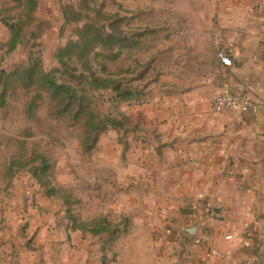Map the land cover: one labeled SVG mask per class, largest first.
Instances as JSON below:
<instances>
[{"label": "rangeland", "instance_id": "obj_1", "mask_svg": "<svg viewBox=\"0 0 264 264\" xmlns=\"http://www.w3.org/2000/svg\"><path fill=\"white\" fill-rule=\"evenodd\" d=\"M35 1L34 21L16 49L6 53L5 24L24 20V7L23 0H0V72L38 61L87 101L105 129L93 143V134L84 131V120L58 112L46 95L36 101L30 115L26 107L33 91L15 88L3 96L0 264H159L156 247L161 245L134 228L137 206L128 193L129 173L120 175L100 163L115 162L117 148L118 156L130 163L134 124L158 110L155 102L163 94L198 81L211 49L196 46L202 39L193 25L212 17V0H96L104 14L118 20L117 29L125 38L121 44L126 47L116 60L97 59L104 72L98 63L93 65L97 74L115 82L117 92L91 90L80 77L77 62L64 68L58 63V52L76 40V30L85 21V16L80 22L73 16L78 11L89 15L79 9L80 0ZM36 156L49 165L43 178L47 187L33 177L31 168L40 167L33 161ZM101 221L112 232L110 238L91 233Z\"/></svg>", "mask_w": 264, "mask_h": 264}, {"label": "crops", "instance_id": "obj_2", "mask_svg": "<svg viewBox=\"0 0 264 264\" xmlns=\"http://www.w3.org/2000/svg\"><path fill=\"white\" fill-rule=\"evenodd\" d=\"M211 6L212 17L193 25L202 39L196 46L211 49L198 81L163 94L158 110L134 124L130 163L117 148L114 164L100 167L129 173L134 228L161 245L159 264H242L247 256L264 264V0ZM226 47L230 67L217 59ZM222 92L250 97L256 112L212 114L210 102ZM201 206L197 235L181 233L179 224L194 222Z\"/></svg>", "mask_w": 264, "mask_h": 264}, {"label": "trees", "instance_id": "obj_3", "mask_svg": "<svg viewBox=\"0 0 264 264\" xmlns=\"http://www.w3.org/2000/svg\"><path fill=\"white\" fill-rule=\"evenodd\" d=\"M22 5L24 7V20L5 24L9 29L6 53H12L16 49L22 41L24 30L34 21L33 14L37 7L36 1L23 0ZM79 9L89 15H82L78 11L73 16L77 22H80L85 16V21L76 30V40L68 42L58 52V63L61 68H64L71 61L77 62L83 72L80 77L84 79L91 90L111 89L113 92H117L118 88L115 82L108 76L97 74L93 70V65L98 63L101 71L104 72V65L97 62V59L114 61L118 58L122 48L126 47L125 44H121L125 38L121 37L117 29L118 20L108 14H104L102 7L97 6L96 0H80ZM72 11L74 12V10ZM64 15L68 17V11H65ZM90 15L93 16L90 17ZM114 50L116 51L114 52ZM0 81L2 84L0 101H3V96L9 90L15 88L34 92L26 107L28 115L35 108L36 101L41 100L43 95H46L50 102L54 103V107L58 109V112L71 113V117L74 120H84V131L87 135L93 134V143L96 142L105 129L103 122L97 121L87 101L71 86L60 84L53 73L45 71L38 61H34L29 65H20L8 73L0 72ZM127 95L128 93L119 94L118 96L124 97ZM33 161L40 162V167L31 168L33 177L38 180L41 186L47 187L48 182L43 180V178L47 175L48 163L41 156H36ZM48 192L52 193V189H49ZM75 229L74 227L72 228V230ZM91 233L95 235L106 233L109 236L108 238H110L112 232L105 221H101L93 226Z\"/></svg>", "mask_w": 264, "mask_h": 264}, {"label": "built area", "instance_id": "obj_4", "mask_svg": "<svg viewBox=\"0 0 264 264\" xmlns=\"http://www.w3.org/2000/svg\"><path fill=\"white\" fill-rule=\"evenodd\" d=\"M233 49L230 47L221 48L217 51V59L224 67L232 65ZM257 106L250 97L243 94L222 92L215 95L210 102V112L214 115H242L255 113ZM242 264H254V258L247 256Z\"/></svg>", "mask_w": 264, "mask_h": 264}, {"label": "water", "instance_id": "obj_5", "mask_svg": "<svg viewBox=\"0 0 264 264\" xmlns=\"http://www.w3.org/2000/svg\"><path fill=\"white\" fill-rule=\"evenodd\" d=\"M206 211V207L205 206H201L198 210L196 219L194 222H192L189 225H185L183 223L179 224V228L178 230L189 236V237H195L197 235L198 229L200 227V224L205 220V212Z\"/></svg>", "mask_w": 264, "mask_h": 264}]
</instances>
